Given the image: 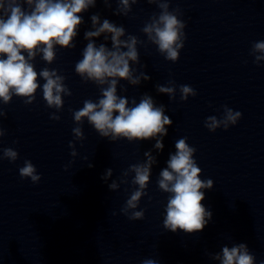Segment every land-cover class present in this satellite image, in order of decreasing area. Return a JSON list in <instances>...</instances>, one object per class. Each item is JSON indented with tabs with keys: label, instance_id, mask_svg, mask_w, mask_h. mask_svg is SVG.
Listing matches in <instances>:
<instances>
[{
	"label": "clouds",
	"instance_id": "9594fccd",
	"mask_svg": "<svg viewBox=\"0 0 264 264\" xmlns=\"http://www.w3.org/2000/svg\"><path fill=\"white\" fill-rule=\"evenodd\" d=\"M102 2L111 8L112 0ZM137 3L138 0H117L118 6L113 14L127 17L132 11V5ZM147 3L157 5L160 11L150 17L141 31L148 43L155 45L166 60L174 63L179 60L186 39V24L179 18L181 10H169L170 0H147ZM96 4L97 0H0V102L3 105H8L13 96L22 98L25 105H30L40 89L46 106L56 110L50 114V119L60 120L56 113L63 109V97L72 95L65 84L66 77L59 74L57 69L48 67L38 72L34 61L39 55L46 64L51 65L56 60L57 46L61 49L75 48L74 41L80 26L84 24L83 14ZM90 20L91 29L84 32L87 44L82 50V59L75 64V73L83 82L95 84L100 90V97L97 101L87 99L82 108L72 111L77 125L72 129L75 140L85 139L81 126L87 120L102 138L110 141L126 139L130 143L155 140L153 147L158 152L163 151V138L168 134L166 126L173 123L165 114V106H157L147 93L141 96L139 103L132 98L130 106L128 97L117 94L122 80L138 86L142 81L151 79L132 67L140 64L137 46H146L145 41L135 35H126L122 25L118 26L106 18L101 20L99 13L91 15ZM101 36L105 42L97 45L95 40ZM109 40L110 48L107 46ZM250 54L257 64L264 61V41L254 42ZM40 79L44 81L42 85ZM178 90L182 101L197 95L189 85H179ZM156 91L175 99L177 85L170 80L167 86L157 84ZM223 108L221 119L216 116L206 118L204 126L210 132L221 127L227 130L241 119V112L227 105ZM0 117H6L2 107ZM4 135L5 129L0 127V138ZM69 148L72 149L70 155L76 157L78 153L73 141L69 142ZM175 149L174 153L169 154L167 166L161 169L157 178L158 189L168 194L162 226L166 231L175 233L182 230L194 234L202 231L212 220L213 213L202 201L205 199L203 190H211L214 182L212 179H201L202 169L194 159L196 148L188 144L187 137L176 140ZM18 156V152L9 147L2 150L0 160L15 162ZM144 157L146 159L143 163L131 164L118 180L114 179L108 184L111 191H116L121 184H129L128 177L134 173L130 183L137 187H134L120 209L129 220L144 219V210L137 209L142 197L147 195L152 166L157 163L151 151H145ZM88 167L93 165L89 163ZM19 175L22 179L30 178L33 184L41 180V175L30 160L24 161L19 168ZM112 175L113 169L109 168L101 179L107 182ZM206 254L218 264H256V257L246 243H237L231 247L224 245L220 252ZM141 264H159V261L149 258ZM260 264H264V260Z\"/></svg>",
	"mask_w": 264,
	"mask_h": 264
}]
</instances>
